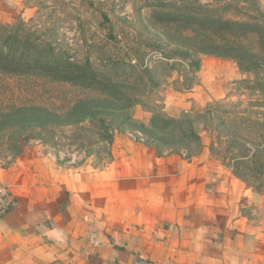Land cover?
Returning <instances> with one entry per match:
<instances>
[{
	"label": "rangeland",
	"instance_id": "obj_1",
	"mask_svg": "<svg viewBox=\"0 0 264 264\" xmlns=\"http://www.w3.org/2000/svg\"><path fill=\"white\" fill-rule=\"evenodd\" d=\"M1 28L0 47L42 42L111 82L0 69L1 167L25 149L66 169L133 145L205 155L264 214V0H0Z\"/></svg>",
	"mask_w": 264,
	"mask_h": 264
},
{
	"label": "crops",
	"instance_id": "obj_2",
	"mask_svg": "<svg viewBox=\"0 0 264 264\" xmlns=\"http://www.w3.org/2000/svg\"><path fill=\"white\" fill-rule=\"evenodd\" d=\"M37 150L0 166V264H264V214L219 161L133 145L66 169Z\"/></svg>",
	"mask_w": 264,
	"mask_h": 264
},
{
	"label": "trees",
	"instance_id": "obj_3",
	"mask_svg": "<svg viewBox=\"0 0 264 264\" xmlns=\"http://www.w3.org/2000/svg\"><path fill=\"white\" fill-rule=\"evenodd\" d=\"M6 36L8 40H5L3 44L5 47L2 45L0 47V69L2 70L21 72L31 68L48 75L55 81L71 84L111 83L109 78L104 79L105 77L93 71L88 65L65 59L58 52H53L52 47L47 48L42 42L29 44L28 38L9 37V33Z\"/></svg>",
	"mask_w": 264,
	"mask_h": 264
},
{
	"label": "built area",
	"instance_id": "obj_4",
	"mask_svg": "<svg viewBox=\"0 0 264 264\" xmlns=\"http://www.w3.org/2000/svg\"><path fill=\"white\" fill-rule=\"evenodd\" d=\"M16 199L10 187L0 181V219L9 213L15 206Z\"/></svg>",
	"mask_w": 264,
	"mask_h": 264
}]
</instances>
